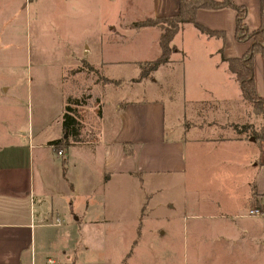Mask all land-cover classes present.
I'll return each instance as SVG.
<instances>
[{
  "label": "rangeland",
  "instance_id": "rangeland-1",
  "mask_svg": "<svg viewBox=\"0 0 264 264\" xmlns=\"http://www.w3.org/2000/svg\"><path fill=\"white\" fill-rule=\"evenodd\" d=\"M147 17L135 0H0V161L22 167L13 173L0 171V179L16 176L26 183L28 151L35 154V163L37 147L58 138L63 103L68 97H88L84 106L76 107L83 125L81 145L88 143V146H93L96 136L101 100L118 109L127 102L159 101L164 106L166 138L176 137L177 133L172 132L174 121L183 127L194 125L189 138L194 141L186 146L190 150L186 157L187 174L108 181L102 174L100 152L94 147L92 156H86L85 163L75 170L77 191L86 192L81 188L86 183L88 190L97 193L87 201L98 202L100 220L119 216L122 223L105 225V222L90 230L77 228L78 241L90 242L89 251L79 246L77 256L82 263L94 258L110 264L124 252L127 264H220L219 254L203 250V239L187 237V231H191L188 226L203 221L198 217L202 216L200 207L204 203L208 207L209 202L225 197L235 205L232 211L237 209L241 214L250 205H242L241 194H234L228 187L229 173L208 167L212 157L195 141L205 136L227 137L235 132L228 127L212 129V125L204 127V131L196 130L204 112H196L199 104L191 101L204 98L200 103L202 109L213 103L212 94L187 87L184 95L182 81L186 82L185 72L191 82L192 72L211 67L223 71V66L216 57L206 61L204 50L208 51V47L202 49L191 35L179 31L172 45L181 50L172 53L173 62L139 79L138 63L158 57L157 43L154 44L150 31L137 35L131 26ZM87 45L90 52L84 56L89 51ZM83 60L96 65L104 63L89 69L82 65ZM73 66L77 67L72 69ZM239 95L240 91L232 90L226 94L231 101L227 110L214 103L212 113L219 120L239 124L237 127L246 125L258 132L259 115L242 95L239 100ZM206 114L211 118L210 113ZM213 143L206 144L211 152ZM256 145L260 147L264 142L258 140ZM60 160L59 157L58 163ZM82 203V198L76 199L75 212ZM208 208L207 213L217 210L211 205ZM72 218L71 214L65 216V226L71 228L70 232ZM221 254L225 264H235V250L227 253L224 248Z\"/></svg>",
  "mask_w": 264,
  "mask_h": 264
},
{
  "label": "crops",
  "instance_id": "crops-1",
  "mask_svg": "<svg viewBox=\"0 0 264 264\" xmlns=\"http://www.w3.org/2000/svg\"><path fill=\"white\" fill-rule=\"evenodd\" d=\"M135 1L144 8L149 16L147 18L171 17L178 12V0ZM232 2L236 7L246 9L245 23L248 30L250 32L257 30L261 24V13H264V0H232ZM235 16V11L229 8L218 11L200 10L196 13L197 24L207 30L223 34L222 38L203 35L194 25L182 26L180 32L184 31L191 35L193 40L201 44L202 49L208 47V51L204 50L206 61L216 57L220 59L218 62L223 66V71L211 67L210 70L192 72L193 81L191 82L187 81L188 76L185 72L186 82L183 80L182 86L184 95L187 93V87L198 93L205 94L207 90L209 94H212L213 103L202 109L200 103L203 102L201 99L205 100L204 98L196 97L192 101L189 99L192 103L199 104L196 112H204L200 115L201 120L195 125L196 130L204 131V127L212 125V129L228 127L235 132L227 137L206 138L205 136L197 139L195 143L212 157V164L208 167L229 173L231 181L228 187L234 194L240 193L242 205L247 203L250 208L243 214L237 209L232 211V206L235 205L228 198L223 197L222 200L216 199L209 202L208 207L211 205L217 210L214 213H207L208 207L204 203L203 207H200L202 216L198 217L203 221L199 225L188 226L191 231H187L186 235L192 239L199 237L203 239V250L212 255L219 254L217 260L221 261L220 264H225L221 254L224 248H227V253L235 250V264H264V145L257 147L255 140L251 142L248 140L250 137L236 133L234 126L239 124L219 120L217 115L214 116L212 113L215 109L212 104L216 103L219 109L226 111L227 105L231 102L226 94L234 89L240 91L237 81H233L227 69L226 62L222 60V58L240 59L249 47V43H238L234 37ZM152 29H135L134 33L138 35L140 32L150 31L154 44L157 43L158 47L159 32L153 29L158 32L155 34ZM178 34L173 39L177 38ZM86 47L89 51L84 56L90 52V47L88 45ZM174 47L178 52L181 50L179 46ZM170 62L166 65L173 61ZM103 63L96 65L83 60L82 65L101 67ZM75 67L77 66H73L72 69ZM253 69L256 93L264 101V57L255 56ZM64 73H61V81H63ZM103 76L107 79L104 74ZM108 82L107 79L106 83ZM100 88L103 89L101 86ZM101 92L103 93V90ZM240 99L241 95H239ZM100 104L102 106L93 146H88V143L75 144L67 150L66 154L58 155L49 144L40 145L37 147L39 153L36 155L35 163L33 162L35 154L28 151V161L29 159L30 161L26 183H22L16 176L8 179L3 176L0 179V264H105L94 258L87 263H82L77 256L79 246L84 251H89L90 247V242L87 240L78 241L75 231L77 228L90 230L93 227L102 226L105 222V225L122 223L119 216L112 219L104 217L102 221L100 220L97 216L100 210L98 202L87 201L97 193L88 190L86 183L81 187L86 192L77 191L78 184L74 181L77 177L75 170L85 163L86 156H92L94 147H97L100 152L102 174L108 181L112 179L121 181L123 178L133 180L136 177L147 176L150 178L167 175L182 177L187 174L186 157L190 150L186 146L194 141L189 139L194 125L183 127L182 124L174 121L172 132L177 133L176 137L166 138V117L161 102L156 100L127 102L119 109L115 107L116 105H109V107L102 100ZM206 113H210L211 118ZM211 128L209 127L210 130ZM61 137L62 120L60 134L55 140ZM210 142H214L212 152L206 147V144ZM125 148L132 149V153L127 155ZM74 151L77 153L75 154ZM0 156H2L1 153ZM59 157L61 160L58 163ZM21 168L12 167L9 162L0 161L1 172L8 170L9 173H13V170L21 171ZM254 191L258 197L262 198L260 208L253 202ZM79 198L83 199V203L79 207L80 210L75 212L74 202ZM104 203L103 199V210ZM251 210H259L262 214L258 217L251 216L249 214ZM68 214L73 216L71 232L69 231L71 228L65 226V216ZM56 220L59 224H54ZM160 234L165 235L162 231ZM228 249L231 250L228 251ZM117 257L116 260L111 261L112 264H127L124 252Z\"/></svg>",
  "mask_w": 264,
  "mask_h": 264
},
{
  "label": "trees",
  "instance_id": "trees-1",
  "mask_svg": "<svg viewBox=\"0 0 264 264\" xmlns=\"http://www.w3.org/2000/svg\"><path fill=\"white\" fill-rule=\"evenodd\" d=\"M224 8H229L235 11V39L238 43H249L248 50L240 59H224L227 64V69L234 75L239 87L242 98L251 105L256 115H259L261 125L258 132L244 125L242 127L234 126V130L238 134H244L246 137H253L255 141L261 140L264 142V101L260 99L256 93L254 84V60L255 56L264 57V13L260 16V27L254 32H250L245 23L247 11L243 7H236L232 0H178V12L175 16L162 18H147L143 21L132 23V27L136 30L147 28L156 29L159 32L158 36V57L154 60L138 63L141 76L139 79L147 78L156 69L168 64L171 60L172 53L178 52L172 45L173 38L181 30L182 26L189 24L203 35L222 38L223 34L212 30H207L195 21L196 13L200 10L218 11ZM84 67L92 69L88 64ZM107 81V79L104 78ZM105 81V82H106ZM88 99V97L86 98ZM86 99H78L77 97H68L65 101V106L61 116L62 120V137L58 140L49 142V146L57 153L66 154L67 150L75 144H81L82 121L79 118L76 107L84 106ZM74 106V107H73ZM99 115V114H98ZM127 155L132 153V149L125 148ZM253 202L260 208L262 198L253 193Z\"/></svg>",
  "mask_w": 264,
  "mask_h": 264
},
{
  "label": "built area",
  "instance_id": "built-area-1",
  "mask_svg": "<svg viewBox=\"0 0 264 264\" xmlns=\"http://www.w3.org/2000/svg\"><path fill=\"white\" fill-rule=\"evenodd\" d=\"M58 155H61V153H59ZM249 214H250L251 216H257V217H258V216H260V215L262 214V212L259 211V210H251V211L249 212ZM54 224H59V221L56 220Z\"/></svg>",
  "mask_w": 264,
  "mask_h": 264
},
{
  "label": "water",
  "instance_id": "water-1",
  "mask_svg": "<svg viewBox=\"0 0 264 264\" xmlns=\"http://www.w3.org/2000/svg\"><path fill=\"white\" fill-rule=\"evenodd\" d=\"M250 141H251V142H254V139L252 138V139H250Z\"/></svg>",
  "mask_w": 264,
  "mask_h": 264
}]
</instances>
